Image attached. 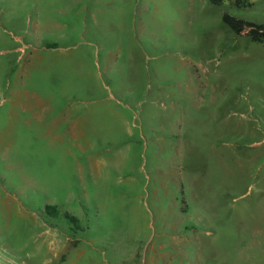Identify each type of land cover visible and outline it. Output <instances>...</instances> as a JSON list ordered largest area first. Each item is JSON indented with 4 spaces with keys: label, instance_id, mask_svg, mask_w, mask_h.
<instances>
[{
    "label": "rangeland",
    "instance_id": "374dc122",
    "mask_svg": "<svg viewBox=\"0 0 264 264\" xmlns=\"http://www.w3.org/2000/svg\"><path fill=\"white\" fill-rule=\"evenodd\" d=\"M264 0H0V264H264Z\"/></svg>",
    "mask_w": 264,
    "mask_h": 264
},
{
    "label": "trees",
    "instance_id": "16d2710c",
    "mask_svg": "<svg viewBox=\"0 0 264 264\" xmlns=\"http://www.w3.org/2000/svg\"><path fill=\"white\" fill-rule=\"evenodd\" d=\"M214 4H222L225 0H211ZM238 7L251 6V0H229ZM224 21L237 33L246 34L254 41H264V24H258L243 18H237L229 13H224Z\"/></svg>",
    "mask_w": 264,
    "mask_h": 264
}]
</instances>
